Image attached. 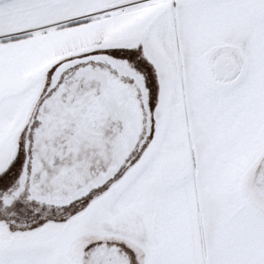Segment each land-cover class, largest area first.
Instances as JSON below:
<instances>
[{
	"label": "snow or ice",
	"instance_id": "obj_1",
	"mask_svg": "<svg viewBox=\"0 0 264 264\" xmlns=\"http://www.w3.org/2000/svg\"><path fill=\"white\" fill-rule=\"evenodd\" d=\"M0 264H264V0H0Z\"/></svg>",
	"mask_w": 264,
	"mask_h": 264
}]
</instances>
